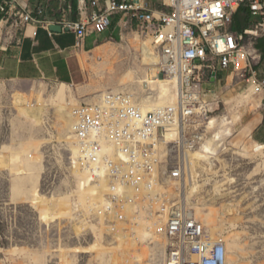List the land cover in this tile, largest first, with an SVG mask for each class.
<instances>
[{
	"label": "rangeland",
	"instance_id": "rangeland-1",
	"mask_svg": "<svg viewBox=\"0 0 264 264\" xmlns=\"http://www.w3.org/2000/svg\"><path fill=\"white\" fill-rule=\"evenodd\" d=\"M260 24L262 18L253 16L247 5L234 18L242 33L252 32L244 37V46L256 58L250 63L258 82L264 81ZM3 28L0 24V36L9 32ZM133 34L124 28L119 41L85 55L89 92L84 95L77 86L57 82L0 81V264H165L168 240L158 232L156 216L160 202L145 197L134 208L131 203L129 214L123 209L127 202L114 204L102 216L93 209V184L84 167L75 164L72 130L57 110L105 91H126L145 104L152 97L158 104L164 88L147 83L148 68L139 51L144 40ZM242 60H237L238 69H231L228 85L217 90L223 103L214 114L236 123L234 135L199 178L203 189H192L194 200L191 191H180V196L208 229L226 240L227 264H264V145L252 142L242 121L246 112L258 111L264 95L256 93L253 73L236 77L246 65ZM32 104L45 109L38 123L20 111ZM173 188L169 198L179 194ZM165 194L156 198L163 200ZM59 202V217L46 219L49 206Z\"/></svg>",
	"mask_w": 264,
	"mask_h": 264
},
{
	"label": "built area",
	"instance_id": "built-area-1",
	"mask_svg": "<svg viewBox=\"0 0 264 264\" xmlns=\"http://www.w3.org/2000/svg\"><path fill=\"white\" fill-rule=\"evenodd\" d=\"M1 1L0 13L4 17L0 24H4L3 30H9L10 36L12 29L16 34L24 33L31 24L41 23L39 17L46 11L45 6L31 8L23 0ZM58 2L63 14L72 13L68 0ZM77 5L78 21L63 24V31H73L83 41L90 30L98 33L105 30L112 15H122L124 28L152 38L160 56L161 75L179 84L180 92L176 106L149 112L146 116L141 115L136 102L128 99L133 96L126 91L108 94L104 99L107 106H98L94 115L90 111L93 104L83 101L74 112L76 134L81 141L89 140L101 129V114L110 111V115L116 116L115 123H110L114 126L115 138L125 144L132 165L142 166L145 174L155 164L151 161L140 164V159H145L150 151V145L143 146L141 139L160 137L157 141L166 151L164 159L156 163L157 180L167 192L156 216L161 222L158 232L168 240L165 264H227L225 242L214 238L195 218L194 209L180 196V188H175L179 193L175 198H169L168 183L182 180L185 183L191 178L192 163L188 155L206 141L203 117L214 115L223 103L218 91L208 86L216 82L219 71H230L233 66L238 69L237 60L245 51L244 37L248 31L234 30L235 16L247 5L253 16L262 18L260 26L264 28V0H77ZM91 5L96 9L90 14ZM213 8L217 11L213 12ZM250 58L256 59L247 51L246 65L236 77L243 79L246 73H253L256 93L262 94L264 81L256 80ZM137 118L140 119L134 127L133 121ZM139 182L135 180L137 186Z\"/></svg>",
	"mask_w": 264,
	"mask_h": 264
},
{
	"label": "bare ground",
	"instance_id": "bare-ground-1",
	"mask_svg": "<svg viewBox=\"0 0 264 264\" xmlns=\"http://www.w3.org/2000/svg\"><path fill=\"white\" fill-rule=\"evenodd\" d=\"M250 34H252V32L248 31V35ZM133 35L144 40L139 50L141 51L142 64L148 67L147 83L152 85L161 84L164 90L162 91L158 104L152 103V99L146 101L147 104L138 103L134 98H130V96L128 99H132V102H136V104H138L139 111L143 116H146V114L149 112L156 113L159 111V109L162 110L167 107L176 106L178 104L180 92L179 84L172 81V79L168 78L167 76L161 75L159 68L160 56L158 55L156 46L152 42V38H147L138 34ZM240 57H243L242 61L245 63L246 52L242 51V53L239 55V58ZM172 89H174L173 92H171ZM116 93H119V91L99 92L95 98L92 100H87L88 103L90 102L93 104V107L90 109L91 115H94L98 106H101V108L107 106L106 102H104V99L108 94ZM81 103V101H76L69 108L59 106L57 110L62 116V119H64L63 121H65L67 125L71 127L70 129L72 130L73 134L71 150L73 152L75 164L79 162L82 167H84V169L81 170H84L85 174H87L89 178V182L93 184V189L90 191L92 208L96 209L102 216L111 213L114 204L120 205L121 203L123 204L125 202H127V204H125L126 206L123 209L125 213L129 214L131 203L132 208H134L136 205H140L139 201L145 197H147L149 200L153 198L154 203L156 201L160 202L161 204L162 199L156 198L159 196L157 194L167 191H165L161 182L157 180L158 173L156 170V163L164 159L166 151L164 145L157 141L160 139V137L156 136L157 140L149 137L148 141L141 139L143 146L146 144H148V146L150 145V151L147 152L148 156L146 155L145 159H140V164L142 165L144 161H151L155 164V167H153L149 173L145 174L142 166L141 168H138L132 165L131 160L126 154L127 151L125 144L119 142L115 138L113 128L114 126L110 123H115L116 116L110 115V111L101 114L102 124L100 131H95L89 140H80V137H78L75 132L76 123L74 112L80 108ZM44 110L45 109L43 107L32 104L28 107L22 108L20 111L22 112V115L25 117V119L38 123L43 119ZM197 113H199V111H197ZM139 119L137 118L133 121V123H135L134 127L137 125L136 122H139ZM202 121L205 122L203 137L206 139V141L203 142L199 149L188 155L192 163V173L190 175L191 178H187L185 183L183 180L180 183L170 182L171 184L168 186L170 189L174 187V190L175 188H180L181 192L191 191L193 200L195 195L194 192H192V189L196 186L199 191L203 189L199 178H201L204 173L210 171V169H208L209 165L215 163V161L219 158L220 150L225 148V142L227 141L228 137H232L234 135L236 125L234 121L225 116L218 117L216 115H212L208 118L203 117ZM132 151L135 153L140 152H136V149H132ZM203 166L204 168H202ZM214 168L215 165L213 166V169ZM114 171L116 173H113ZM131 172H133L132 175ZM135 180L140 181L138 184L139 186L135 184ZM147 185H151V188H149ZM217 190L219 192L221 191L219 188ZM105 196H107V198H105ZM36 202L37 204H41L42 201L39 196L36 198ZM187 206L190 207V204L188 203ZM59 208L60 202L55 205H50L46 212V219L58 218L60 215ZM194 212L195 218L206 227V221L200 215H198L195 210ZM208 230L211 232V235L214 238L222 240L225 242L226 247H228V243L225 239L216 236L210 229ZM148 234H150V232H148ZM135 237H133V240H135ZM118 238L120 243H125L123 236L118 235ZM134 257H136V255H133L132 258Z\"/></svg>",
	"mask_w": 264,
	"mask_h": 264
},
{
	"label": "crops",
	"instance_id": "crops-1",
	"mask_svg": "<svg viewBox=\"0 0 264 264\" xmlns=\"http://www.w3.org/2000/svg\"><path fill=\"white\" fill-rule=\"evenodd\" d=\"M23 1L30 4L31 8L45 6L46 11L43 16L39 17L41 23L31 24L24 33L16 34L12 29L10 30L11 36L9 34L0 36V81L45 80L77 86L83 95L88 93L89 86H84L86 82L84 68L87 63L85 55L96 50L103 51L102 46L117 42L122 38L125 23L123 16L112 15L108 19V26L105 30L101 33L90 30L83 41H79L73 31L64 30L62 33H55L50 30L52 24L62 26L78 21L77 0H68L73 11L66 14L61 12L58 0ZM74 1H76V6ZM93 11L90 10V14ZM231 69L235 71L234 66ZM231 73H233L232 70L219 71L216 82L208 88L218 90L222 85L227 86L228 75ZM243 120H245V127L250 131L249 137L252 142L264 145V98L261 100L258 111L246 112Z\"/></svg>",
	"mask_w": 264,
	"mask_h": 264
},
{
	"label": "trees",
	"instance_id": "trees-1",
	"mask_svg": "<svg viewBox=\"0 0 264 264\" xmlns=\"http://www.w3.org/2000/svg\"><path fill=\"white\" fill-rule=\"evenodd\" d=\"M1 3H2V1L0 0V5H1ZM74 5L76 6V1H74ZM250 10V9H249ZM250 13H251V11H250ZM3 15L0 13V22L2 21V19H3ZM233 28H234V30H236V31H240V32H242V30H239L237 27H235V26H233ZM259 49L260 50H262V51H264V38L263 39H261L260 41H259Z\"/></svg>",
	"mask_w": 264,
	"mask_h": 264
},
{
	"label": "water",
	"instance_id": "water-1",
	"mask_svg": "<svg viewBox=\"0 0 264 264\" xmlns=\"http://www.w3.org/2000/svg\"><path fill=\"white\" fill-rule=\"evenodd\" d=\"M50 30L52 32H55V33H62L63 27L61 25H58V24H52V25H50Z\"/></svg>",
	"mask_w": 264,
	"mask_h": 264
},
{
	"label": "snow or ice",
	"instance_id": "snow-or-ice-1",
	"mask_svg": "<svg viewBox=\"0 0 264 264\" xmlns=\"http://www.w3.org/2000/svg\"><path fill=\"white\" fill-rule=\"evenodd\" d=\"M212 11H213V12H216V11H217V8H213ZM228 43H229V45L231 46V44H232L231 39H229V42H228Z\"/></svg>",
	"mask_w": 264,
	"mask_h": 264
}]
</instances>
